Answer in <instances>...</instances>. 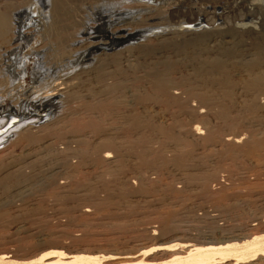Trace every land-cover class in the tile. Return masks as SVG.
Wrapping results in <instances>:
<instances>
[{
    "label": "rangeland",
    "instance_id": "374dc122",
    "mask_svg": "<svg viewBox=\"0 0 264 264\" xmlns=\"http://www.w3.org/2000/svg\"><path fill=\"white\" fill-rule=\"evenodd\" d=\"M46 1L0 0L17 29L0 38L3 109L68 86L54 109L13 119L42 118L28 129L38 138L0 147V254L27 261L53 245L122 258L189 237L264 234V12L251 24L246 0H53L68 14L59 45ZM106 12L120 20L108 31L160 33L109 45ZM190 16L197 31L178 32ZM90 28L105 45L77 64Z\"/></svg>",
    "mask_w": 264,
    "mask_h": 264
},
{
    "label": "bare ground",
    "instance_id": "6f19581e",
    "mask_svg": "<svg viewBox=\"0 0 264 264\" xmlns=\"http://www.w3.org/2000/svg\"><path fill=\"white\" fill-rule=\"evenodd\" d=\"M57 1V0H56ZM79 1V0H78ZM105 1V0H104ZM103 1V3H105ZM109 1H119V2H122V1H125V0H109ZM129 1V0H128ZM111 2V3H112ZM87 3V2H86ZM111 3H106V7L108 5H111ZM6 5V4H5ZM113 5V4H112ZM45 6H48L49 9L47 10V12L50 10V12H48L46 15H48L49 17L51 16L50 19H52V17H55V19L51 20L49 19V23L50 25L49 26H53L54 29H52L51 31H54L55 35V39L57 40L58 44L60 45L61 42L64 40H66L64 38V33H67V25L62 24L66 19L64 18V20L62 19L64 17V15L68 18V14H67V11L64 9L61 8L60 4H57L55 3V1L53 0H47L46 1V4ZM75 6V5H74ZM104 7V8H106ZM242 7L245 9V7H247L248 11H247V14L246 15L248 18H242L244 16H242L243 14L240 13V11H238L236 13V15H238V17L242 18L243 19V22H250L251 24H255L256 21L254 20H251L250 17H255L256 14H260L261 12H264V0H246L245 2L242 3ZM241 7V8H242ZM6 8V7H5ZM41 8V7H40ZM44 8V6L42 7ZM47 8V7H45ZM95 8V7H94ZM110 9H115L114 6H109ZM173 8V7H172ZM235 8V7H234ZM75 9V8H74ZM120 9H122L120 7ZM238 9V8H237ZM45 10V11H46ZM88 10V9H87ZM124 9H122L123 11ZM174 10V9H173ZM246 10V9H245ZM255 10V11H254ZM6 11V10H5ZM5 11L3 12H0V38L2 37H5L6 36V33L9 32L11 35H13L14 31L16 30H13V27L11 29V23L10 20H11V15L9 16ZM11 11V10H10ZM65 12L63 13L62 12V15H61V12ZM75 11V10H74ZM102 11V10H101ZM104 11V10H103ZM102 11V12H103ZM125 11V10H124ZM127 11V10H126ZM18 11H16L15 13H17ZM131 12V11H129ZM144 12V11H143ZM179 12V11H178ZM177 12V9H175L174 11H172L171 13L169 12V14L171 15V17H173V15L176 16V14L178 13ZM9 13V12H8ZM20 13V12H19ZM44 13V12H42ZM46 13V12H45ZM44 13V14H45ZM84 13V12H83ZM107 13V12H106ZM109 13V12H108ZM107 13V14H108ZM117 13V11L115 12ZM123 13V12H121ZM127 13V12H126ZM134 13V11H133ZM179 13H182V12H179ZM184 13V12H183ZM223 13V12H222ZM12 14V13H11ZM21 14V13H20ZM23 14V13H22ZM43 14V16H44ZM71 14V13H70ZM69 14V15H70ZM81 14V13H80ZM97 14V13H96ZM105 14V12H104ZM106 14V15H107ZM118 14V13H117ZM120 14V13H119ZM135 14V13H134ZM141 14V13H140ZM262 14V13H261ZM87 15V14H86ZM98 15V14H97ZM96 15V17H97ZM101 15V13H100ZM99 15V16H100ZM109 15V14H108ZM111 15V14H110ZM109 17H106L104 16V18H98V19H101L103 20L107 26V31H108V28H110L109 26L111 25H117L118 22L120 21H116L115 19H111L112 15ZM145 15V14H143ZM178 15V14H177ZM181 16V14H179ZM178 15V16H179ZM183 15V14H182ZM235 15V16H236ZM263 15V14H262ZM15 16V15H14ZM88 16V15H87ZM117 16V15H115ZM124 16V15H123ZM128 16V15H126ZM135 16V15H134ZM186 16V15H185ZM184 16V17H185ZM264 16V15H263ZM262 16V18H263ZM25 17V15H24ZM45 17V16H44ZM70 17V16H69ZM73 17V15H72ZM187 17V16H186ZM191 17V16H190ZM188 17V18H190ZM260 17V16H259ZM258 17V19H260ZM16 18V17H15ZM21 18V16H20ZM31 18V17H30ZM48 18V17H47ZM115 18V17H114ZM121 18V17H120ZM124 18V17H122ZM178 18V17H177ZM182 18V17H181ZM199 18V17H198ZM252 18V19H253ZM256 18V17H255ZM13 19V18H12ZM25 19V18H24ZM172 19V18H171ZM179 19V18H178ZM257 19V21H258ZM73 20V19H72ZM71 20V21H72ZM76 20V19H75ZM82 20V19H81ZM166 20V19H165ZM191 22V26H187L186 24V28L185 29H180L178 30L181 31L182 33L186 34V35H192L194 34L197 30H194L193 27H196V23H192L193 22V19L192 17L190 19ZM264 20V19H263ZM15 21V20H14ZM70 21V20H69ZM198 21V20H197ZM196 21V22H197ZM261 21V20H259ZM22 22V20L20 21ZM180 22V21H178ZM177 22V23H178ZM242 22V21H240ZM263 22V21H262ZM23 23V22H22ZM26 23V21H25ZM99 23H100V20H99ZM102 23V21H101ZM181 23V22H180ZM206 23V22H205ZM31 24V23H30ZM71 24V23H70ZM97 24V23H96ZM156 24V23H155ZM174 24V23H173ZM172 24V25H173ZM189 24V23H188ZM198 24V23H197ZM260 24V23H259ZM14 25V23H13ZM23 25V24H22ZM27 25V24H26ZM58 25H64L63 28H61L60 26ZM72 25V24H71ZM71 25H70V29H71ZM78 25V24H77ZM84 25V24H83ZM89 25V24H87ZM101 25V24H100ZM103 25V24H102ZM178 25V24H177ZM185 25V24H184ZM183 25V26H184ZM257 25V24H256ZM31 26V25H30ZM86 26V25H85ZM150 26V24L148 25ZM182 26V27H183ZM24 27V25H23ZM66 27V28H65ZM75 27V26H74ZM78 27V26H77ZM80 27V26H79ZM102 27V26H101ZM127 27V26H126ZM185 27V26H184ZM200 27V26H199ZM250 27V25H249ZM16 28V27H15ZM21 28V27H20ZM19 28V29H20ZM25 28V27H24ZM33 28V27H32ZM52 28V27H51ZM82 28V27H81ZM80 28V29H81ZM93 28V27H92ZM92 28H90V31L86 33L87 29L89 28H85L86 31V36L83 40L82 38V43H78L80 44L78 47H77V51L76 52V56H75V61H77V64L78 62L80 63H85L89 60H91V57L93 55V53L97 52V50L99 49V47H104L105 43L104 44H101V43H98V44H95V43H92V41L94 40V38L97 37L94 36L95 34L92 31H94ZM181 28V27H180ZM193 28V29H192ZM253 28V27H252ZM73 31H74V28H72ZM71 29V30H72ZM79 29V30H80ZM84 29V28H83ZM116 30V27L114 28ZM131 29V28H130ZM13 30V31H12ZM47 30V29H46ZM49 30V29H48ZM113 30V29H111ZM160 30V28L158 29ZM157 30L158 33H160L159 31ZM162 30V29H161ZM44 31V30H43ZM70 32V30H68ZM76 31V30H75ZM78 31V29H77ZM99 31V29H98ZM101 31V29H100ZM41 32V31H40ZM46 32V31H45ZM44 32V33H45ZM50 32V30H49ZM48 32V34H49ZM157 32H152L150 31L148 28H143L141 30H138V31H135V30H126V29H120L118 28L116 31L114 32H111V31H108L105 33V36L107 37V39H104L106 40L109 45H116V46H122L126 43H129L131 40H136L138 37H140V35H143V34H149V35H157ZM162 32V31H161ZM74 33V32H73ZM76 33V32H75ZM82 33V31H81ZM84 33V34H85ZM100 33V32H99ZM8 34V35H10ZM21 34L22 32L19 30L16 32V37L15 38H20L21 39ZM46 34V33H45ZM94 34V35H93ZM98 34V33H97ZM147 34V35H148ZM168 34L170 35L169 31L166 32H162L161 34H158V35H163V36H168ZM5 35V36H4ZM15 35V34H14ZM13 35V36H14ZM44 35V34H43ZM50 35V34H49ZM73 35V34H72ZM76 35V34H75ZM79 35V33L77 34ZM76 35V37H77ZM99 35V34H98ZM67 36V35H65ZM83 36V35H82ZM81 36V37H82ZM100 36V35H99ZM103 36V35H102ZM101 36V37H102ZM24 37H28V36H24ZM46 37V36H45ZM71 37V35H70ZM79 37V36H78ZM80 37V38H81ZM151 37H154V36H151ZM162 37V36H161ZM23 38V36H22ZM12 40V36L10 38ZM9 39V40H10ZM6 40V38H5ZM16 40V39H15ZM24 40V39H23ZM28 40V39H27ZM68 40V39H67ZM73 40V39H72ZM76 40V39H75ZM80 40V39H79ZM14 41V40H13ZM26 41V40H25ZM78 40H76L77 42ZM86 41L88 42V46L85 48L83 45L86 44ZM105 41V42H106ZM0 42H1V39H0ZM5 43V41H3ZM16 42V41H15ZM13 42V43H15ZM28 42V41H27ZM64 42V41H63ZM62 42V43H63ZM70 42V41H69ZM80 42V41H78ZM85 42V43H84ZM106 42V43H107ZM3 43V44H4ZM8 44V43H7ZM73 45V43H71ZM77 44V43H76ZM12 45V44H11ZM10 45V46H11ZM16 45V43H15ZM54 45H57V44H54ZM108 45V44H107ZM106 45V46H107ZM9 46V45H8ZM82 46L85 48L83 49ZM80 47L82 48V50H80ZM3 48V47H2ZM10 48V47H9ZM61 48V47H60ZM72 48V47H71ZM103 49V48H101ZM52 50V49H51ZM61 50V49H60ZM5 51V50H4ZM13 52V50H12ZM58 52V51H56ZM4 53V52H3ZM10 53V52H8ZM45 53V52H44ZM43 53V54H44ZM11 54V53H10ZM67 54V53H66ZM48 54H46L47 56ZM57 55V54H56ZM75 55V54H74ZM46 56H43L44 58ZM106 56V55H105ZM62 57V56H61ZM60 57V58H61ZM95 57V56H94ZM103 57V56H102ZM47 58V57H46ZM45 58V59H46ZM52 58V57H51ZM50 58V59H51ZM48 60V59H47ZM58 60V59H57ZM8 70V69H7ZM37 79V78H36ZM43 79V78H42ZM35 81V80H33ZM57 81V80H56ZM36 82V81H35ZM53 82V81H52ZM51 82V83H52ZM55 82V80H54ZM37 83L38 80H37ZM66 83V82H65ZM63 81H61L59 83V81H57V83H53L52 87H51V90L48 92H44L43 94H40V97H34L32 99H29V100H25L24 103H19V102H15L14 105H12L13 109L15 110V113L13 114L11 112V110H7L5 111L3 109V97H0V115H2L3 113L7 112L9 113L7 116H5V118H3V116L1 117L0 116V147H3V145H8L10 146L11 142V139H10V136L11 137H15L16 136V139L15 141L13 142V147H12V151L9 150L10 152H13V151H17L18 148L16 147L18 144H24L25 142H33L36 137L38 136H31L30 133L28 132V129L29 127H31L32 125H37V123H39V121L42 119V118H39L38 117H34L33 119L31 120H27L25 122H22V123H13V119L15 118H19V117H29V114L31 113H28L30 111H36V112H43V113H46L45 109L47 108H50L52 107V109L55 108V105L56 103L54 102V100L56 99V97L59 95V91H62V90H65L67 89V84H65ZM69 85V84H68ZM50 86V85H49ZM49 86H48V89H49ZM5 88V87H4ZM28 89V88H27ZM44 90V89H43ZM70 90V89H69ZM39 91V89H38ZM64 92V91H63ZM62 92V93H63ZM67 92V91H66ZM39 93V92H37ZM41 93V92H40ZM61 94V93H60ZM35 95V93H34ZM43 95V96H42ZM62 95V94H61ZM65 95V94H64ZM39 96V94H38ZM60 97V96H59ZM9 100V99H8ZM9 107V106H8ZM29 108V109H28ZM6 109V108H5ZM13 110V112H14ZM28 110V111H27ZM25 114H27L28 116H26ZM49 114V113H48ZM46 115V114H45ZM39 116V115H38ZM47 116V115H46ZM13 117V118H11ZM196 132V131H195ZM60 134V133H59ZM42 136V135H41ZM38 138V137H37ZM24 142V143H23ZM10 143V144H9ZM15 145V146H14ZM21 145V146H22ZM20 146V147H21ZM17 148V149H16ZM2 149V148H1ZM0 149V150H1ZM7 149V148H6ZM10 149V148H9ZM20 149V148H19ZM39 151V150H38ZM10 155V154H9ZM8 155V156H9ZM13 155V154H12ZM60 155V154H59ZM109 155V154H108ZM34 157V156H33ZM107 159L110 158V156H107L106 157ZM1 159V158H0ZM36 161V160H35ZM5 166V165H4ZM69 168V167H68ZM33 171V170H32ZM59 175V174H58ZM14 182V181H13ZM89 194V193H88ZM77 199V198H76ZM264 207V206H263ZM256 217V216H255ZM215 218V217H214ZM196 222V221H195ZM206 223V222H205ZM205 225V224H204ZM207 225V224H206ZM239 227V226H238ZM247 227V226H246ZM256 227V226H254ZM240 228V227H239ZM243 228V227H242ZM213 230V229H212ZM243 230V229H242ZM200 231V230H199ZM225 231V230H224ZM227 231V230H226ZM240 232V231H238ZM243 232V231H242ZM152 235H156L155 234V231L153 230V232H151ZM203 233V232H202ZM228 233V232H227ZM244 233V232H243ZM199 234V233H198ZM213 234V233H212ZM196 235V234H194ZM205 235V234H204ZM203 235V236H204ZM221 235V234H220ZM239 235V234H238ZM253 235V234H252ZM161 236V235H160ZM225 236V234L223 235ZM228 236V235H227ZM235 236V235H234ZM233 236V237H234ZM240 236V235H239ZM240 239H235L234 237V240H236V242L234 241L233 242V238L230 236V237H227L225 238L226 240H222V241H219L214 243L215 241H211V242H208V241H204V240H199L196 239L195 241V238L194 240L193 239H186L188 241H184V242H180V243H173L172 245H169L168 244H159V245H156V246H152L151 248H148V249H139V250H136V253H135V256H132V255H127V256H123L122 258H120L121 256H115V255H110V254H104V253H100L98 251L95 250H80V249H75L73 250L72 252H65L63 250H59L57 248V246H51L52 249H50L51 247H49L48 250L44 251V252H41L40 254H38L35 258L31 259V260H27V261H16L14 259H12V256L10 255H7V254H0V264H224L226 262H231V264H250L254 261H258L259 258H263L264 259V234H258V235H253L251 237H248L247 234L245 237H239ZM201 237V236H200ZM237 237V236H236ZM192 238V237H191ZM209 238V237H208ZM202 239V238H201ZM192 240V241H191ZM207 240V239H206ZM182 241V239H181ZM217 241V240H216ZM232 241V242H230ZM55 247V248H53ZM150 247V246H149ZM71 251V250H70ZM135 252V251H134ZM164 256H167L166 258ZM135 257H139L137 260H127V259H134ZM162 257H164V261H162ZM158 259L160 258L161 261L159 263H153L152 261H154L153 259ZM118 259H123V261H116ZM261 260V259H260ZM115 261V262H113ZM262 261V260H261ZM113 262V263H112Z\"/></svg>",
    "mask_w": 264,
    "mask_h": 264
}]
</instances>
